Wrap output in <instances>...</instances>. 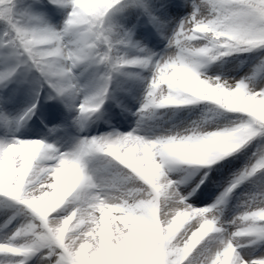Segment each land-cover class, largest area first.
Here are the masks:
<instances>
[{"label":"snow or ice","instance_id":"snow-or-ice-1","mask_svg":"<svg viewBox=\"0 0 264 264\" xmlns=\"http://www.w3.org/2000/svg\"><path fill=\"white\" fill-rule=\"evenodd\" d=\"M48 3L66 17L60 27L33 10L43 0H0V198L16 208L3 213L0 264H264V55L239 79L202 71L236 53L264 52V0ZM138 30L165 46H143ZM121 78L145 89L129 132L116 130L105 107L129 111L117 95L125 89L112 88ZM23 85L32 102L12 118L8 106ZM42 98L54 102L52 121L63 116L56 104L66 110V126L48 129L63 144L15 138ZM200 104L236 119L144 134L158 110ZM101 122L111 130L71 135ZM254 144L255 162L215 203L198 207L212 174L231 171ZM195 165L212 167H184ZM246 182L258 191L224 221L222 210Z\"/></svg>","mask_w":264,"mask_h":264},{"label":"rangeland","instance_id":"rangeland-1","mask_svg":"<svg viewBox=\"0 0 264 264\" xmlns=\"http://www.w3.org/2000/svg\"><path fill=\"white\" fill-rule=\"evenodd\" d=\"M35 11L37 13H43L45 14L50 22L60 27L66 17L57 12L53 6L47 5L45 8L43 5H37L35 6ZM191 9H184L181 14V18L184 15H188L190 13ZM147 33H142L140 30L137 31V39L140 41V43L143 46H146L148 48H151L153 51L159 52L161 49L165 46L163 42H160L159 37H155V40L151 38H146ZM250 68L247 67H236L233 68H223V69H217V68H209L206 67L205 69H202L207 75H223L225 78H232L235 77L237 79L244 76L246 73L250 72ZM132 71H138V70H132ZM23 91L21 95L18 97L15 103L8 106V113L9 115L14 118L15 115L21 113L23 108L27 105H29L32 102V94L28 87V85H23ZM118 87H121L125 89V91L119 92V97L122 99H126V102L129 107V111L123 113L124 114V121H121V127H125L126 125L130 126L127 130H118L121 132H129L133 128L136 127V121L137 117L135 115L136 112L139 111V108L141 107V103L144 99L145 95V89L144 85L140 82L133 81V80H126L124 78H121L120 83ZM130 93V94H129ZM112 103H109V105H106V108L111 113V117H114L112 121L113 123L117 122V119L119 115L115 114L118 107L112 108ZM116 109V110H114ZM212 111V107L208 106L206 111H201L198 107V105L193 106H181L179 108H168L164 110H158L157 116L158 119L154 121H150L147 126L144 128V134L146 135H159L164 130L171 128L173 125H179L180 127H185L191 125L193 122H201L204 124V126L208 129H215L218 126L223 127L230 123V121L235 120L236 117L234 115H225V116H209V113ZM53 128V125L50 124L47 128L46 132L42 131L40 133H44L48 137H52L48 129ZM24 130V135H21L19 137L20 139H33L29 135V130ZM117 130V129H116ZM110 131V130H104L103 126L93 125L90 127L87 131H85V134L83 136H90V135H99L103 132ZM73 138L80 137V132L74 128V133H71ZM56 136L60 137L59 141L60 144L64 143V140L61 138L63 136L62 133H58ZM55 137V136H54ZM82 138V137H81ZM59 146V145H58ZM252 152L247 153L246 156L241 154L243 162L236 165L235 168H233L229 173H226L224 177H222V180L218 179L217 177H213V183L208 187H202V192L204 193L203 196V202L199 203L198 207H205L207 205H211L216 202L217 198L221 195V193L224 191L225 187H227L230 182L235 178V175L240 172L243 167L248 163V160L251 158L253 163L255 162V159L252 156ZM235 159V157L231 158ZM189 168L190 170L193 169H199L192 166H184ZM199 178L191 179L190 178V185L195 186V184L198 182ZM207 184V183H206ZM254 185L252 183H245L242 185L237 191L233 194V197L231 198L230 203L227 205L225 209L222 210V219L224 221L231 220L234 216H236L239 213L238 205H240L247 197V195L253 193ZM193 200L196 199V197H192ZM16 211V208L9 207L8 202L5 198H0V224L3 223L4 219L6 218L3 213L7 212L8 215H12V213ZM22 217L17 219L13 225V227L8 230L9 232L17 227L21 221ZM71 228V225H70ZM5 236L4 232H0V239H3ZM199 247V245H197ZM241 252H251L252 249H241ZM261 251H264V249H261ZM256 256L260 255V252L255 253ZM35 264V261L33 262Z\"/></svg>","mask_w":264,"mask_h":264},{"label":"trees","instance_id":"trees-1","mask_svg":"<svg viewBox=\"0 0 264 264\" xmlns=\"http://www.w3.org/2000/svg\"><path fill=\"white\" fill-rule=\"evenodd\" d=\"M25 4L31 3V0H24ZM264 55V52H249V53H236L232 56L225 57L221 61H218L216 65H212V67L217 69L223 68H233L236 67H247L252 69L255 64L258 62L259 56ZM215 110V109H214ZM218 112V110H215ZM226 114V113H225ZM256 151L255 144L250 148L245 149L246 153H253ZM233 158V157H232ZM231 159V158H230ZM234 168V167H233ZM259 185H254V192L258 191Z\"/></svg>","mask_w":264,"mask_h":264}]
</instances>
